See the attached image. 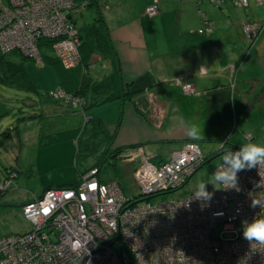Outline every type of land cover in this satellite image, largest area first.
<instances>
[{
	"label": "built area",
	"instance_id": "1",
	"mask_svg": "<svg viewBox=\"0 0 264 264\" xmlns=\"http://www.w3.org/2000/svg\"><path fill=\"white\" fill-rule=\"evenodd\" d=\"M85 5L77 0H0V50L17 49L41 62L38 43L49 39L63 65L75 66L76 16ZM157 8L153 0L145 13L153 15ZM254 29L245 27L248 33ZM182 88L193 90L188 83ZM202 161L201 150L192 143L170 152L160 164L141 154L133 178L152 201L127 202L117 181H102L96 167L74 186L47 188L22 204L30 230L0 236V264H264V242L242 235L246 220L264 214V207L250 206L251 199L264 200V162L238 173L239 191L213 190L203 207L191 199L194 189L155 199L186 185Z\"/></svg>",
	"mask_w": 264,
	"mask_h": 264
},
{
	"label": "crops",
	"instance_id": "2",
	"mask_svg": "<svg viewBox=\"0 0 264 264\" xmlns=\"http://www.w3.org/2000/svg\"><path fill=\"white\" fill-rule=\"evenodd\" d=\"M150 2L151 0H98L118 60L106 61L97 68L98 70L95 68L92 74L97 77L108 75L115 93L122 84L129 85L128 92H132L129 97L123 101L113 100L95 106L86 113L75 111L69 114L25 120L20 123L18 132H29L33 123L36 124L31 130L48 118L49 121L51 118L52 124H49V129L52 132H80L88 116L101 117L111 129L116 126L114 146L124 148L125 152L129 147H135L134 151H137L139 158L142 154L152 161H158L166 159V154L170 156V152L178 150L184 140L194 139L187 134L189 124L201 127V138L196 139L199 140L198 142L225 138L228 132L233 131L235 127L219 126L218 132H207L205 124L223 122L225 118L230 120L231 124L234 122L236 111L233 87L229 82L221 81L220 83L216 76L225 68H229L231 72L234 71L235 58L240 57V47L242 50L240 44L243 40L240 31L230 30L227 34V31L224 32L221 29L219 33L212 36L192 34L184 23L187 7L180 3L177 12L179 22L177 36L167 39L160 34L159 37L147 31L141 22L144 17V7ZM171 3L174 4L175 0H159L158 2L159 8L160 4L167 5L169 8ZM201 4L205 5V3ZM86 8L82 10L83 13ZM89 10L82 17L80 25L92 21L97 15L95 8L90 7ZM158 14L153 18L159 17ZM213 15L217 14L212 13ZM193 36L197 39L196 45H194L195 41H192ZM227 42H231V46L226 49L228 52L224 53L222 46ZM163 43H166L168 48H164ZM195 46L198 47L196 52L193 51ZM9 53L15 54L13 51L6 53L7 59L11 61L18 59ZM209 66L210 69H208ZM24 68L37 90L47 92L50 89L56 91L59 89V80L51 65H40L27 60ZM200 69L205 73V77H213L211 83L208 81L196 83L193 84L195 93L184 92L181 84L191 83L189 73H198ZM2 86L16 88L15 85ZM0 92V98L4 99L0 102V114L11 112L8 109L11 106L7 104L13 103L15 97L11 96L9 89L4 88ZM24 100L25 106H30L31 110L40 108L47 114L51 107L59 108L55 101L51 104L43 100L38 102L26 96ZM54 105L57 106L54 107ZM5 122L3 121L2 126ZM13 122L14 119L9 121L7 127L11 128ZM134 155L136 158V154ZM132 161L133 159L128 162ZM100 178L111 180V177L101 174ZM76 181L77 173L73 181H53L50 178L42 190L32 196L40 195L47 186H59Z\"/></svg>",
	"mask_w": 264,
	"mask_h": 264
},
{
	"label": "rangeland",
	"instance_id": "3",
	"mask_svg": "<svg viewBox=\"0 0 264 264\" xmlns=\"http://www.w3.org/2000/svg\"><path fill=\"white\" fill-rule=\"evenodd\" d=\"M180 3L187 7V17L184 23L192 34H198L196 30L203 26L202 22H200L199 11L203 12L204 15L206 14V19L210 20L208 23V36L216 35L221 29H223L224 32L227 31V34L230 30L236 32L238 29L242 38L246 40V35L242 28L243 24L254 21L253 23H256L257 26L260 25L259 34L256 38L257 44L255 43L247 50V47L244 45L245 41H241L240 46H243L242 50L240 47V56H243L234 72H231L229 68H225L223 72H219L216 76V79H218L220 83H222L221 81L229 82L233 87L236 111L235 119L232 124L230 120L225 118L223 122L206 123L205 127L207 132H218L220 129L219 126L228 128L235 127V129L233 128V131L228 132L227 138L201 141L199 143L200 149L204 154L212 151H218V153H215L210 161L193 174L189 183L184 186V189L188 190L195 188L197 181L201 178H204L206 181L213 179L212 175L214 174V169L224 162L221 157L226 151H229L227 147L222 151L220 150L222 140L227 139L230 145L238 147H241V145L245 143L264 144V41H262L264 38V0H250L246 7L234 3L232 0H175V3H171L169 8L167 5L160 4V13L158 12L159 17L153 18L144 14L141 22H143L145 29L155 35L157 34L159 37L161 34L163 38L167 39L177 36L176 33L179 32L177 12ZM201 3H205V5ZM87 10H89V8L85 9V13ZM83 11L76 16L78 25H80L83 20L82 17L85 14ZM212 13L217 15L212 16ZM203 35L206 36V33ZM191 38L192 41H195L194 45H196V43H198L197 39L194 36ZM209 43L211 44V42ZM162 46L168 48L166 43H163ZM230 46L231 42L224 43L222 46L223 52L227 53L228 51L226 49L230 48ZM197 49L198 47H193L194 52H196ZM40 50L43 55L55 57L53 50L48 45H41ZM9 54L19 58L17 52L15 54ZM235 59L237 60L239 58L236 57ZM98 67H100L99 64H97V68ZM208 69H210V66ZM204 71L206 72L207 70ZM204 74L205 73H203L201 69L198 73H189L190 82L192 84H201L204 81L211 83L213 77H205ZM2 85L5 84L0 81V91L4 88L11 90V96L16 98V102L14 98L13 103L7 104L11 106L8 108L11 112L4 113L0 118V140L3 141V143L0 144V182L6 178L10 167L14 169L19 168L22 171H18L16 177H10L11 185L4 193L0 194V236L14 232L25 233L30 230L32 224L24 216L21 204L33 194L40 192L50 178L53 181H73V179H76L74 136L75 133V137L79 134V132H52L51 129H49V124H52L51 118L50 121L48 118L43 120L44 123L43 121H41L40 124L38 123L37 128L31 130L34 124H36L33 123L29 132L13 131L11 132V138L3 136L1 132L6 130L9 121H13V119L18 118L21 114L19 110H25L24 113H32L30 106H25L23 104L22 107L20 105L22 104L20 101H22L25 96H30L34 101L37 99L38 102L43 97L30 90L3 87ZM54 91L55 90L50 89L47 93L49 92V94L52 93L55 95ZM190 92H193V90ZM2 100L4 99L0 98V102H2ZM3 121L6 122L2 126ZM134 149L135 147H129L125 152L127 156L125 159L122 158L117 160L115 166L106 164V166L102 168L100 174L111 177V180L118 179L117 183L124 197L128 200L127 202H140L143 199L152 201L150 194H141L135 184L133 175L131 176L133 166H136L140 159L136 154V158H134L131 163L128 162L130 161L128 155L132 153ZM165 158L168 159L169 154H166ZM207 187L211 190H216L210 182L207 184ZM170 195L173 194L158 196L155 199H165Z\"/></svg>",
	"mask_w": 264,
	"mask_h": 264
},
{
	"label": "trees",
	"instance_id": "4",
	"mask_svg": "<svg viewBox=\"0 0 264 264\" xmlns=\"http://www.w3.org/2000/svg\"><path fill=\"white\" fill-rule=\"evenodd\" d=\"M78 2L86 1V5L82 8H95L97 11V15L93 18L92 21L86 22L82 25H76L78 27V37H79V45H78V51H79V62L73 66V67H66L63 65L61 60H59L56 56L55 57H49L46 55H43L41 50V62H36L34 59L29 58L28 56L24 55L22 52L18 51L17 49H11L6 52H2L0 50V70H1V78L0 81L3 82L6 85H15L17 89L21 90H30L32 92H35L37 95L42 96L41 100L49 101L52 103L53 101L57 102L59 105L58 107H55L57 105H54L55 108L51 107L49 114H47L45 111H42L39 109H32V113L25 112V110H19L21 114L18 118L14 119V122L11 125V128L6 127V130L2 131L1 134L5 137L11 138V132L19 131V125L22 121L29 120V119H41L43 117H51L57 114H69L71 112L80 111L82 113H86L87 110L104 104L109 101L113 100H125V98L129 97L132 92H128L129 85L122 84L121 88L115 93L112 88V82L108 75H100L99 77L93 75L95 68L97 69V64L101 66V64H104L106 61L109 60H118L117 53L112 41V38L109 33L108 25L106 21L103 18V15L100 10V6L98 4V0H77ZM222 1V0H220ZM234 3L239 4L241 6H247L248 0H246V3H240L239 0H232ZM153 0H151L150 3H152ZM159 0H157V12L153 15H149L145 13V7L150 4L148 3L144 7V14L149 15L150 17H153L158 14L159 12ZM80 11V13L82 12ZM79 13V14H80ZM199 15L201 18V22L203 24L202 27L198 28L196 31L198 34H207V31L209 30L208 23L210 20L206 19V14L204 15L203 12L199 11ZM254 22V21H253ZM253 22H246L243 24V32L246 35V40L242 38L245 47H247V50H249L257 41V35L259 34V26H257L256 23ZM247 25H254L256 29L251 31L250 33L246 32L245 27ZM205 32V33H204ZM251 34V35H250ZM51 40H41L38 43V46L41 45H48L50 47ZM243 46V45H242ZM17 52L19 54V58L16 61H11L6 58V53L8 52ZM243 56V55H242ZM242 56L239 57V59L234 62V70L238 67V65L241 62ZM29 60L36 62L40 65L42 64H49L52 66L54 71L56 72V75L59 80V89L57 91H61L62 95H53L52 93L49 94V92H44L37 90L34 87V84L28 77V74L26 73V70L24 68V63ZM92 70V71H91ZM234 72V71H233ZM188 83V82H187ZM182 83L181 87L183 84ZM193 87V92H186V93H195V87L192 83H188ZM183 89V88H182ZM56 90L54 92H57ZM184 91V90H183ZM185 92V91H184ZM26 98H30V96H26ZM33 100V98H31ZM76 99V103L73 104L72 100ZM34 101V100H33ZM37 101V99L35 100ZM40 101V100H39ZM22 104H20L23 107V104L25 105L24 98L22 101H20ZM20 106V107H21ZM63 106V109L61 107ZM7 111V110H6ZM10 111V110H9ZM8 112V111H7ZM3 112L0 114L1 116L4 115ZM24 113V114H22ZM17 114V112H16ZM116 135V126L114 129H111L108 124L105 122V120L101 117H95V116H88L82 128L80 129V132L78 136L75 138V153H74V165L77 173V181L72 183H63L59 186H47L44 188L46 190L47 188H54V187H67V186H74L80 179V177L85 173L87 170L96 167L98 170L97 176L100 177V172L104 166L112 165L115 166L116 161L119 159L124 158L125 156V150L122 147H116L114 146V138ZM199 140L196 139H188L184 140L182 142L181 147L185 143H192L196 144L199 149ZM3 141L0 140V144H2ZM220 146V150H224L225 147H227L230 151H236L240 147L230 145L227 140H222ZM180 147V148H181ZM179 148V149H180ZM201 150V149H200ZM202 152V150H201ZM215 153H218V151H212L207 154H203V161L198 165L195 170L192 172V174L189 176V179L187 183H189L191 177L193 174L203 165H205L210 159L215 155ZM168 160L161 159V160H153L156 164H160L163 161ZM220 165V164H219ZM116 168V167H115ZM135 166H133V169ZM133 169L131 170V176L133 175ZM216 169V168H215ZM214 169V172H215ZM21 172L22 170L17 168L14 169L10 167L8 170L6 178L0 182V184H5L6 181H9V184L4 189H0V194L4 193L7 188L11 185V179L10 177H16L17 173ZM102 181H107L105 179L99 178ZM134 179V178H133ZM116 181L118 179H115ZM119 182V181H118ZM186 183V184H187ZM184 186H180L178 188H173L170 190H167V192H162L164 195L168 194H174L178 192L186 193L188 191L193 190L192 189H184ZM211 190V189H210ZM159 193V194H162ZM42 194V193H41ZM40 194V195H41ZM162 195V196H164ZM39 196V195H38ZM34 196L30 197L29 199L33 198ZM26 199L24 202H26ZM23 202V203H24ZM22 203V204H23ZM22 209V205H21ZM4 235V234H3ZM2 236V235H1Z\"/></svg>",
	"mask_w": 264,
	"mask_h": 264
},
{
	"label": "clouds",
	"instance_id": "5",
	"mask_svg": "<svg viewBox=\"0 0 264 264\" xmlns=\"http://www.w3.org/2000/svg\"><path fill=\"white\" fill-rule=\"evenodd\" d=\"M188 135L194 139L201 138V127L189 124ZM222 164L212 175L213 179L206 181L201 178L197 181L194 190L191 192V199L201 202V207L209 203L214 195V191L207 187L210 182L216 189H235L240 190L238 183V173L245 169H251L258 163L264 162V144L245 143L236 151H226L222 157ZM262 185L260 182H258ZM264 186V185H262ZM250 206L257 208L264 207V200L251 199ZM242 235L249 241L264 242V214L256 215L242 224Z\"/></svg>",
	"mask_w": 264,
	"mask_h": 264
},
{
	"label": "bare ground",
	"instance_id": "6",
	"mask_svg": "<svg viewBox=\"0 0 264 264\" xmlns=\"http://www.w3.org/2000/svg\"><path fill=\"white\" fill-rule=\"evenodd\" d=\"M251 35V34H250ZM173 190V189H172ZM167 192V191H166Z\"/></svg>",
	"mask_w": 264,
	"mask_h": 264
}]
</instances>
